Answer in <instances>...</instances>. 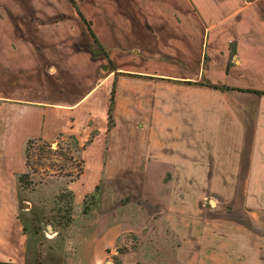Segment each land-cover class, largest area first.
Returning a JSON list of instances; mask_svg holds the SVG:
<instances>
[{"label":"rangeland","instance_id":"374dc122","mask_svg":"<svg viewBox=\"0 0 264 264\" xmlns=\"http://www.w3.org/2000/svg\"><path fill=\"white\" fill-rule=\"evenodd\" d=\"M5 34L6 28L0 26V35ZM103 52L109 68H101L106 65L98 62L97 77L83 86L79 82H84L85 74L76 72L64 78L59 69L52 73L40 67L36 90L43 99L58 91L79 98L110 74L102 88L107 100L102 107L107 115L92 109L83 139L74 133L54 140L32 138L28 151L26 143L24 173L28 186L19 179L10 187L12 194L19 196V203L13 204L18 228L8 238L24 237L29 248L23 251L10 243L5 248L0 245V264H62L65 257L59 252L67 242L71 241V248L78 239L91 240L98 223L103 229L116 222L127 228L106 249L104 264H264V219L256 221L255 210L246 203L247 191L256 195L257 188L239 185L248 173L251 138L247 135L252 130L251 134L241 131L240 118H226L231 128L228 131L224 118H211L206 104L211 96L200 97L202 117L192 118L196 95L165 86L157 94L151 87L145 90L123 85L111 135L112 92L116 95L121 75L129 77L116 69L132 68L133 62L111 58L105 49ZM172 81L168 80V85ZM197 82L208 83L202 78ZM230 96L233 112L240 111L241 102L245 103L244 110L252 107L246 94L234 91ZM99 115L107 118L105 152L109 154L110 143V150L112 146L116 150L109 154L114 159V172L113 177L104 175L89 187L100 170L96 172L95 157L85 149L95 141L104 146L103 135L97 138L96 134L101 131ZM218 119L223 121L213 133L209 124ZM249 126L252 129L251 122ZM230 158L235 161L233 165ZM225 161L227 164L222 163Z\"/></svg>","mask_w":264,"mask_h":264},{"label":"crops","instance_id":"0c3cea01","mask_svg":"<svg viewBox=\"0 0 264 264\" xmlns=\"http://www.w3.org/2000/svg\"><path fill=\"white\" fill-rule=\"evenodd\" d=\"M82 16L92 22L95 38ZM0 26L6 28V34L0 35L1 247L10 243L23 251L29 248L24 237L8 238L18 228V212L13 204L19 203V196L12 194L10 187L19 183L20 173H24L27 141L54 140L69 133L83 139L87 133L82 131L92 119L91 110L96 108L102 116L107 115L102 107L107 103L102 88L110 74L79 98L58 91L43 99L36 90L41 65L52 73L59 69L64 78L76 72L85 74L84 82H79L83 86L97 77L98 62L107 64L104 49L111 58L133 62L132 68L116 69L127 72L129 77L121 75L118 80L114 119L118 118L123 85L145 90L151 87L156 92L165 86L197 96L196 101L192 100V105L197 106L192 118L202 117L200 97L211 96L206 99L211 118H224L227 131L231 128L226 118H240L239 129L248 133L252 130L247 135L251 138L246 160L248 173L239 185L257 188L256 195L247 191L246 203L255 210L256 221L264 219V94L253 92L264 91V0H0ZM201 78L230 89L196 84ZM168 80L174 81L168 85ZM6 90L27 93L8 95ZM234 91L246 94L252 107L244 110L245 103L241 102L240 111L233 112L230 94ZM105 116L99 115L101 131H96L97 138L103 135L104 146L95 141L85 149V153L95 157L96 172L100 170L89 187L104 175L113 177L114 159L109 154L116 150L113 146L110 150V143L109 154L105 152ZM222 121L209 124L211 132L217 133ZM229 160L232 165L235 163ZM124 227L116 222L102 229L98 223L91 240L76 239L71 248V241L67 242L59 252L65 257L62 264H104L106 249Z\"/></svg>","mask_w":264,"mask_h":264},{"label":"trees","instance_id":"16d2710c","mask_svg":"<svg viewBox=\"0 0 264 264\" xmlns=\"http://www.w3.org/2000/svg\"><path fill=\"white\" fill-rule=\"evenodd\" d=\"M74 2V4H75V1H73ZM81 14V13H80ZM83 17V16H82ZM83 19H84V21H85V23L87 24V26H88V29L89 30H91V32H92V35H93V37L95 38V35H94V33H93V30H92V27H91V21H88V20H86L84 17H83ZM207 86H209V87H213V88H222V89H230V87H227V86H223V87H218V86H216V85H212V84H210V83H205ZM249 91V90H248ZM253 92H255V93H258V94H264V91H253ZM114 104H115V92L113 91L112 92V98H111V107H110V114H109V127H110V129H112L114 126H115V122H114V118H113V116H112V112H113V110H114ZM109 129V130H110ZM37 140H41V138H38ZM32 141H34L33 139H29L28 140V142H27V151H28V147H29V145L32 143ZM86 146V144H84V147ZM82 170H81V172L79 173V175H81L82 174ZM26 173H22V174H20V183H22L23 185H24V187H26V186H28V182H26L25 181V177H26Z\"/></svg>","mask_w":264,"mask_h":264},{"label":"water","instance_id":"95a60500","mask_svg":"<svg viewBox=\"0 0 264 264\" xmlns=\"http://www.w3.org/2000/svg\"><path fill=\"white\" fill-rule=\"evenodd\" d=\"M212 202V201H211ZM213 203V202H212ZM50 228H52L51 226H50Z\"/></svg>","mask_w":264,"mask_h":264},{"label":"bare ground","instance_id":"6f19581e","mask_svg":"<svg viewBox=\"0 0 264 264\" xmlns=\"http://www.w3.org/2000/svg\"><path fill=\"white\" fill-rule=\"evenodd\" d=\"M110 263V262H109Z\"/></svg>","mask_w":264,"mask_h":264}]
</instances>
